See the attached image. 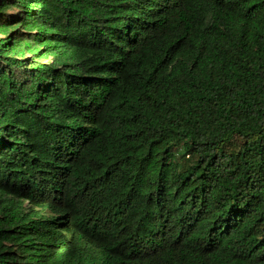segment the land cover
Masks as SVG:
<instances>
[{
  "label": "trees",
  "instance_id": "16d2710c",
  "mask_svg": "<svg viewBox=\"0 0 264 264\" xmlns=\"http://www.w3.org/2000/svg\"><path fill=\"white\" fill-rule=\"evenodd\" d=\"M0 264H264V0H0Z\"/></svg>",
  "mask_w": 264,
  "mask_h": 264
}]
</instances>
